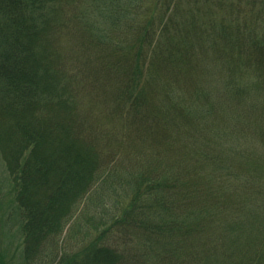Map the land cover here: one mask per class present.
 Segmentation results:
<instances>
[{"label": "trees", "instance_id": "16d2710c", "mask_svg": "<svg viewBox=\"0 0 264 264\" xmlns=\"http://www.w3.org/2000/svg\"><path fill=\"white\" fill-rule=\"evenodd\" d=\"M258 158L264 0H0L23 264H264Z\"/></svg>", "mask_w": 264, "mask_h": 264}, {"label": "rangeland", "instance_id": "374dc122", "mask_svg": "<svg viewBox=\"0 0 264 264\" xmlns=\"http://www.w3.org/2000/svg\"><path fill=\"white\" fill-rule=\"evenodd\" d=\"M259 159L251 160L250 165L256 168L257 162L260 179H264V159ZM12 197L7 172L0 163V264H23L19 220L8 203Z\"/></svg>", "mask_w": 264, "mask_h": 264}]
</instances>
